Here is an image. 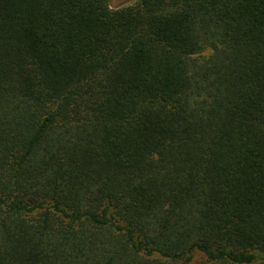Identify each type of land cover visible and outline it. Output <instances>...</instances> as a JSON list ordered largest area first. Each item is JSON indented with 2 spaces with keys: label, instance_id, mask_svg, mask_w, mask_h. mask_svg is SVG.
Returning a JSON list of instances; mask_svg holds the SVG:
<instances>
[{
  "label": "trees",
  "instance_id": "1",
  "mask_svg": "<svg viewBox=\"0 0 264 264\" xmlns=\"http://www.w3.org/2000/svg\"><path fill=\"white\" fill-rule=\"evenodd\" d=\"M0 264H264V0H0Z\"/></svg>",
  "mask_w": 264,
  "mask_h": 264
},
{
  "label": "rangeland",
  "instance_id": "2",
  "mask_svg": "<svg viewBox=\"0 0 264 264\" xmlns=\"http://www.w3.org/2000/svg\"><path fill=\"white\" fill-rule=\"evenodd\" d=\"M139 2V0H108V5L111 9H118L127 6H134ZM210 52L207 51L206 54Z\"/></svg>",
  "mask_w": 264,
  "mask_h": 264
}]
</instances>
